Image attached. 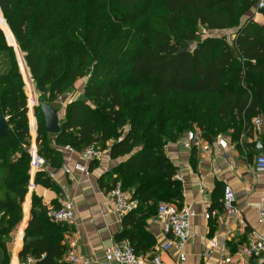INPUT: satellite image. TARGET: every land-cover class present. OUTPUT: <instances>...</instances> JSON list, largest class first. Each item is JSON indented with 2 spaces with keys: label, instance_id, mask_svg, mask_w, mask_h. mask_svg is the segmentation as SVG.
Listing matches in <instances>:
<instances>
[{
  "label": "trees",
  "instance_id": "trees-1",
  "mask_svg": "<svg viewBox=\"0 0 264 264\" xmlns=\"http://www.w3.org/2000/svg\"><path fill=\"white\" fill-rule=\"evenodd\" d=\"M257 1L0 0V27L8 26L39 95L35 143L45 167L62 168L65 147L80 153L94 145L112 160L127 156L110 172L109 192L119 184L138 206L123 216L115 242L129 240L138 254L154 251L146 219L159 204L182 207L183 199L165 146L187 131L197 128L207 142L231 131L238 142L260 117L264 154V23L241 24ZM200 27L237 32L230 44L199 37ZM3 31L0 109L8 130L0 138V264H9L6 241L22 221L30 187L31 137L22 76ZM82 78V94L65 104L59 133L48 134L39 101L54 105ZM33 184L60 193L44 171L34 173ZM62 231L32 194L19 259L65 264Z\"/></svg>",
  "mask_w": 264,
  "mask_h": 264
},
{
  "label": "crops",
  "instance_id": "crops-1",
  "mask_svg": "<svg viewBox=\"0 0 264 264\" xmlns=\"http://www.w3.org/2000/svg\"><path fill=\"white\" fill-rule=\"evenodd\" d=\"M248 18L257 23H264V16L259 11L256 12L255 8L243 17L241 24ZM234 32L236 33L237 29ZM212 37L219 36L214 34ZM64 108L65 105L62 106V115ZM32 117L31 112L30 118ZM29 126L35 143V124L32 127L29 121ZM189 131H193L197 136L190 150L180 145L187 131L179 140L169 142L165 146V154L177 168L176 177L182 183V206L195 211L196 217L191 222V237L186 245L182 249L171 248L162 253V260L166 264H249L248 259L239 253L250 231L264 235V227L257 222V206L261 194L264 193V174H256L254 171L255 158L263 154V151H257L258 145L262 146V128L257 130L252 125V135H241L238 142L231 140V131L220 134L223 136V145L217 140L219 134L211 142H207L197 128ZM61 151L62 166L72 167L80 164L87 167V172L73 171L66 174L62 168L54 170L45 167L43 171L56 184L60 193L34 185V173H31L30 187L22 203V221L6 241L9 264L36 263L35 260L27 261L30 256L25 261L18 256L23 247L24 230L30 218L32 194L40 198L46 208L59 207L66 197L71 202L74 219L70 223L60 224L63 227L60 244L65 249L60 260L62 263L72 264L68 261L69 254L72 253L88 257L93 264H107L104 260V250L115 241L123 218L112 208L113 199L109 187L115 176L110 172L127 156L112 160L108 151H103L100 159L84 162L79 153L70 152L66 147ZM225 186H229L234 194V205L239 210V216L230 217L223 211L221 200ZM126 193L132 199V192ZM205 213H209L208 219L204 218ZM240 221H243L244 226H241ZM165 222L158 213L146 219V230L155 239L154 249L169 238L163 229ZM211 239L218 243V247L210 250L208 257H203L202 253L208 249V241ZM181 256L184 257L183 261L179 260ZM227 257L231 260L224 263Z\"/></svg>",
  "mask_w": 264,
  "mask_h": 264
},
{
  "label": "built area",
  "instance_id": "built-area-1",
  "mask_svg": "<svg viewBox=\"0 0 264 264\" xmlns=\"http://www.w3.org/2000/svg\"><path fill=\"white\" fill-rule=\"evenodd\" d=\"M264 10V0H258L255 6V11ZM61 100V99H60ZM59 100V101H60ZM252 125L257 130L262 127V120L260 117H255L252 120ZM197 139L193 131H188L186 136L181 140L180 145L184 149L190 150ZM223 136L218 135V142L223 145ZM66 150L72 152L73 150L66 147ZM30 156V170L35 173L38 170L43 171L45 168L44 160L38 156L37 148L32 138V144L28 148ZM80 158L84 162H91L100 159L103 152L96 146L91 145L86 147L80 153ZM62 170L66 174L74 172L86 173L87 167L75 164L72 167L67 165L62 166ZM254 171L256 174H264V154H259L255 158ZM112 197V208L119 216H124L133 210L138 202L130 198V196L122 191L120 185L117 184L110 191ZM223 211L230 217L239 216V210L235 207V197L229 186L224 187L223 197L221 200ZM157 213L165 219L164 231L169 235V238L163 244L156 245L153 252L136 253L129 240L125 239L119 242H112L104 250V260L107 264H166L162 260V253H166L169 249H182L191 237V222L196 217L195 211L187 206L177 207L175 204L161 203L157 208ZM47 217L54 223L67 224L74 219V212L71 202L65 198L63 204L59 207L47 208ZM204 218H209V213L204 214ZM257 222L264 227V193L261 194L259 204L257 206ZM241 226H244L243 221H240ZM218 247V243L213 239L208 241V249L202 253L203 257H208L210 250ZM248 259L249 264H264V235L257 231H250L247 241L243 249L239 253ZM180 261L184 257L179 258ZM230 257L224 260V263L230 262ZM28 262H34L33 258L27 259ZM68 261L72 264H93L92 261L84 255L69 254Z\"/></svg>",
  "mask_w": 264,
  "mask_h": 264
},
{
  "label": "rangeland",
  "instance_id": "rangeland-1",
  "mask_svg": "<svg viewBox=\"0 0 264 264\" xmlns=\"http://www.w3.org/2000/svg\"><path fill=\"white\" fill-rule=\"evenodd\" d=\"M0 28L3 31L2 27H0ZM7 29H8V31L7 30H4L3 33L5 32L4 35H6V39H7L6 41H8V43L13 46V49H14L15 55H16V59H17V62H18V66L20 64L19 70H20V73H21V76H22V80H23V84H24V93H25L26 100H27L28 111L29 112L31 111L32 114H33L34 119L32 117V120H33V124H35V130H36L37 124H36V119H35V115H34V111L33 110H34V107L37 106L38 96L39 95H38V93H37V91L35 89V85H34L33 80L31 79L30 73H29L28 69H26V67L24 65L22 54L18 50V47L17 48L15 47V43H14L15 40H14L13 35L11 34L8 26H7ZM234 31H235V29H228V30H224V31H218V30H208L207 28L200 27L198 29V35L201 38H205V37H208V36H212L214 34H217L219 37H224L227 41H229L232 44L233 43V39H234L232 36L235 33ZM20 67H21V69H20ZM85 82H86V78H82V79L78 80L74 84L73 88L71 89V91H70V93L68 94L67 97L61 99L57 103H54V106L57 108V110H59L58 111V116H59V119L60 120L62 119V116H63L62 115V106H64L69 101L78 99V97L81 96V94H82L81 91L83 90V87L85 85ZM28 115L29 114L27 113V118L29 117L28 118V122H29V121H31V118H30V115L29 116ZM29 128H30V126H29ZM29 133H30V137H31L29 143L31 145L32 144V138L33 137L31 135L30 129H29ZM9 238H11V236H9L8 239Z\"/></svg>",
  "mask_w": 264,
  "mask_h": 264
},
{
  "label": "water",
  "instance_id": "water-1",
  "mask_svg": "<svg viewBox=\"0 0 264 264\" xmlns=\"http://www.w3.org/2000/svg\"><path fill=\"white\" fill-rule=\"evenodd\" d=\"M39 104H40L41 112L43 113L44 116L45 131L50 135H57L59 133V120H60L58 116L57 108L52 104H47L42 101H39ZM7 130H8L7 121L2 116V112L0 109V138L7 133ZM257 151L258 152L263 151L261 145H258Z\"/></svg>",
  "mask_w": 264,
  "mask_h": 264
},
{
  "label": "bare ground",
  "instance_id": "bare-ground-1",
  "mask_svg": "<svg viewBox=\"0 0 264 264\" xmlns=\"http://www.w3.org/2000/svg\"><path fill=\"white\" fill-rule=\"evenodd\" d=\"M4 21V20H3Z\"/></svg>",
  "mask_w": 264,
  "mask_h": 264
}]
</instances>
